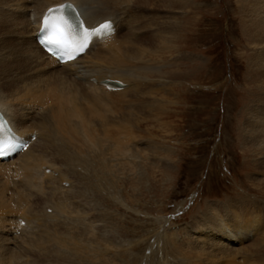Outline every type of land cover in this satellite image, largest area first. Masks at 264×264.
<instances>
[{"label": "bare ground", "instance_id": "1", "mask_svg": "<svg viewBox=\"0 0 264 264\" xmlns=\"http://www.w3.org/2000/svg\"><path fill=\"white\" fill-rule=\"evenodd\" d=\"M64 1L0 0V6L8 7L6 12L0 8V38L6 36L5 40L0 39V109L20 135L28 140L34 135L24 151L0 161V203H3L0 205V264H31L27 254L40 247L56 225L62 226L68 221L76 227L69 232L70 254L88 264H105V259L116 257V252H111L116 244L105 237L109 230L98 228L102 216L108 214L105 207L110 205L109 201L113 206L132 205L130 197L125 198L120 192L123 182L120 175L127 176L129 171L136 173L141 165L150 171L154 163L149 160V149L135 141V128L148 117L136 96L135 77L142 72L162 75L168 63L160 60L164 62L165 53L179 46L176 42L182 36L174 42L178 31L187 30L182 22H149L142 11L140 15L134 13L126 18L124 10L130 2L159 7L148 0H115L116 4L107 11L99 7L98 0H71L77 5L85 26L91 28L110 19L116 30L105 39H94L86 52L75 60L59 64L38 46L35 37L45 10ZM158 1L162 10H169L168 7L177 10L182 6L181 0ZM238 1L241 32L249 57L247 79L254 87L248 95L250 103L245 105L238 121V129L249 157L247 164L264 174V0ZM137 22L140 23L135 24ZM13 33L22 42L8 37ZM155 59L159 62L156 65L153 64ZM192 73L174 70L166 75L174 85ZM115 81L124 83L121 90L106 88L107 83L120 85ZM140 98L143 100V96ZM251 182L261 189L264 177L252 178ZM23 197L18 206L8 203ZM248 197L223 205L225 217L214 215L208 204L206 207L211 213L206 212L207 220L203 219L207 224L218 221L214 227H187L179 232L178 227L167 229L159 221L160 229L153 234V242L168 254L170 251L178 259L173 261L176 264H242L249 259V264H264V225H260L264 222V206L259 205L253 195ZM38 200L41 201L39 207L36 206ZM102 202L107 204H100ZM232 207L246 213L249 208H256L260 214L253 217L254 221H244L243 229H236L233 224H236L237 214L230 215ZM19 219L25 224L20 225ZM247 222L255 224L245 227ZM131 244L132 241L127 246ZM238 244L241 246H235ZM61 251L55 252L53 258H47L51 255L43 257L46 259L41 260V264L73 261L67 251ZM20 253L22 262L17 257ZM223 259L226 262L222 263Z\"/></svg>", "mask_w": 264, "mask_h": 264}, {"label": "rangeland", "instance_id": "2", "mask_svg": "<svg viewBox=\"0 0 264 264\" xmlns=\"http://www.w3.org/2000/svg\"><path fill=\"white\" fill-rule=\"evenodd\" d=\"M148 1L155 2L159 7L147 6L148 3L137 6L134 3L136 1L130 2L129 7L124 10L126 18L143 12L149 22H182L187 30L178 31L174 42L182 36L176 42L179 46L165 53L164 62L160 60L163 64L168 63L162 75L142 72L135 77L138 84L136 96L148 115L141 126L135 128L138 138L135 141L140 147L149 149V160L154 163L150 171L147 166L141 165L136 168V173L129 171L127 176L120 175L123 180L120 192L123 197H130L132 205L113 206V202L109 201L110 205L104 206L108 214L102 216L103 220L98 228L101 231L102 228L104 231L109 230V235L108 232L102 233H106L105 237L116 244L111 252L117 254L111 260L105 259V264H159L160 261V264H176L173 261L178 259L170 251L168 254L166 249H161L153 242V234L160 229V224L167 229L178 227L179 232L187 227H214L219 222L214 220L207 224L206 212L212 210L214 215L218 213L225 217V204H234L252 195L255 201H259V205L264 206V183L258 189V184L251 182L255 177L263 178L264 174L252 168L250 163L247 164L249 157L243 149L238 129L243 109L250 103L251 96L248 98V95L254 90L247 79L249 57L246 55L247 48L241 32L240 2L181 0L182 6L177 10L170 7L169 10H162L158 0ZM114 4L115 0H98L99 7L104 11ZM0 8L4 12L8 9L6 4ZM186 22L197 23L196 26L195 23L187 26L184 25ZM138 23L140 22L135 24ZM124 30L125 27L122 32ZM8 37L22 42L16 33ZM0 39L5 40L6 36ZM172 44H169L170 48ZM156 59L153 61L154 65L159 63ZM137 62L133 63L138 65ZM174 70L193 73L183 82L173 85L166 74ZM67 77H70L68 73ZM140 96H143V100ZM79 138L78 136V140ZM166 162H169L168 166ZM255 194L260 196L256 198ZM23 200L24 197L8 203L18 206ZM208 204L214 208L210 206V210L206 207ZM40 205L41 201L38 200L36 206ZM233 208L235 207H232L230 215L237 214L236 224H233L236 229H243L244 226L241 225L244 221H254L253 217L260 214L256 208H249L247 213L236 208L234 211ZM1 212L0 209V214ZM227 217L230 218L229 215ZM252 224L255 222H247L245 227ZM72 225L69 221L62 226L56 225L44 237L40 247L33 248V252L27 254L32 257L31 264H41V260L46 259L43 258L45 256L55 257L58 250L66 252L69 249L66 253L70 254L72 247L68 242L71 240L70 234L76 229L75 224ZM260 225H264V222ZM131 241L132 244L127 246ZM248 242L249 240L244 243ZM240 244L235 246H241ZM70 255L73 261H69V264H88L84 259ZM235 259L239 262L238 258ZM249 260L242 264H249ZM224 262L226 259L222 260Z\"/></svg>", "mask_w": 264, "mask_h": 264}, {"label": "snow or ice", "instance_id": "3", "mask_svg": "<svg viewBox=\"0 0 264 264\" xmlns=\"http://www.w3.org/2000/svg\"><path fill=\"white\" fill-rule=\"evenodd\" d=\"M111 22H104L96 27H84L80 14L71 0L48 7L44 13L39 29L42 34L40 44L52 55L61 60H73L84 51L90 37L95 35L108 36L111 33ZM18 145L7 134L5 125L0 122V157L15 152ZM23 223V221H21Z\"/></svg>", "mask_w": 264, "mask_h": 264}, {"label": "crops", "instance_id": "4", "mask_svg": "<svg viewBox=\"0 0 264 264\" xmlns=\"http://www.w3.org/2000/svg\"><path fill=\"white\" fill-rule=\"evenodd\" d=\"M23 255H24V254H23ZM17 257H18V261H19V262H22V261H23L22 253H20V255L17 256ZM30 259H32L31 256H30ZM20 264H22V263H20Z\"/></svg>", "mask_w": 264, "mask_h": 264}]
</instances>
